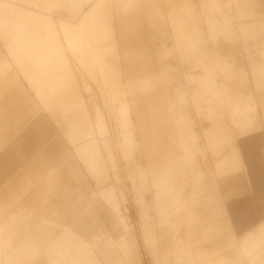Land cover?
Wrapping results in <instances>:
<instances>
[{"label":"rangeland","instance_id":"obj_1","mask_svg":"<svg viewBox=\"0 0 264 264\" xmlns=\"http://www.w3.org/2000/svg\"><path fill=\"white\" fill-rule=\"evenodd\" d=\"M45 4L47 17L37 25L47 37L40 46L67 49L71 65L66 55L59 62L69 78L73 69L79 75L85 87L80 93L90 112L93 106L99 109L97 135L107 160L104 166L98 151L90 171L106 172L108 180L96 186L83 172L94 191L111 187L107 193L113 208L110 248L128 253L133 264H251L264 257V245L253 249L250 257L241 246L219 247L209 256L205 253L209 241L202 238L204 217L194 214L195 199L205 189L200 164L213 172L208 148L217 145L224 148V160L221 168L215 167V175L224 180L225 188L231 189L233 177L244 180L239 195L226 204L248 199L264 209V191L256 189L264 186V156L261 164L256 163L263 175L260 182L255 186L248 177L256 174L252 133L259 131L257 126L263 128L258 151L264 150V0H45ZM59 18L75 22H58ZM113 22L124 29H143L141 34L148 39L146 49L142 42L137 46L144 51L139 60L142 57L143 67L156 68L152 77L138 81L129 77L125 87L120 85L112 67L118 61ZM97 32L103 35L95 39ZM0 52L8 58L1 41ZM125 57L131 62L136 56ZM56 58L48 55L50 61ZM145 67L143 75L148 73ZM20 82L31 95L22 76ZM137 98L147 106L138 135ZM219 108L222 118L216 116ZM39 116L47 129L44 139L57 132L46 111ZM151 121L157 126H147ZM210 125L223 129L218 144L215 135L203 136ZM33 128L29 124L27 133ZM158 138L161 144L152 150ZM234 142L239 152H233ZM225 249H230L228 259L223 258Z\"/></svg>","mask_w":264,"mask_h":264},{"label":"crops","instance_id":"obj_2","mask_svg":"<svg viewBox=\"0 0 264 264\" xmlns=\"http://www.w3.org/2000/svg\"><path fill=\"white\" fill-rule=\"evenodd\" d=\"M45 6V0H0V41L10 59L0 52V264H133L128 253L121 254L110 248L113 208L107 193L111 187L94 191L84 176L86 172L96 186L108 180L106 172L96 175L90 171L95 168L98 151L104 166L107 160L100 143L102 139L97 135L99 109L93 106L90 112L80 93V87L84 86L79 75L73 69V78H69L59 62V57L63 59L66 55L70 63L67 49L63 45L40 46L47 37L37 25L47 17L43 12ZM57 21L75 22L61 18ZM142 31L137 26L124 29L114 22L111 25L118 57L112 67L121 86L127 85L129 77L138 81L152 77L156 70L150 65L144 66L148 73H142L144 62L139 57L144 51H139L137 46L142 42L146 49L148 39ZM52 54H56V61L48 59ZM127 55H135V60L129 62ZM129 71L136 73L135 79H131L134 76L129 75ZM19 74L27 82L31 95L23 88ZM121 102L128 104L127 100L120 99ZM142 102L139 98L135 100L137 135L142 114L147 109ZM41 110L46 111L57 126V132H50L45 139L47 129L38 117ZM152 112L154 114V108ZM216 116L222 118V109L216 110ZM31 123L34 128L27 133L26 128ZM103 125L109 135L104 121ZM147 126H157V122L151 121ZM260 129L263 128L257 126L259 131L252 133L255 135L252 137L255 164H261L264 156V150L258 151L262 139L258 136ZM192 133L197 135L194 129ZM208 134L215 135L218 144L223 129L210 125L203 131V136ZM238 139L235 137L236 141ZM105 140L108 141L107 136ZM136 143L140 152V140ZM234 143L233 152H239L238 142ZM155 144H161L159 138L152 150H156ZM206 148L208 146L200 150ZM208 150L214 170L202 169L200 164L205 189L194 202L198 206L194 214L204 217L201 229L206 234L202 238L209 241L205 253L210 256L213 249L219 247L241 246V252L250 257L253 249L260 250L264 245V209L248 199L226 204L239 195V184L244 180L233 177L231 189L225 188L224 180L215 175V167L221 168L223 164L224 148L217 145ZM140 155L145 159L143 152ZM257 164L256 174L248 176L255 186L263 177L262 172H257L260 166ZM256 189L264 191V186H256ZM229 250H224V259H228ZM260 263H264V257L251 262Z\"/></svg>","mask_w":264,"mask_h":264},{"label":"bare ground","instance_id":"obj_3","mask_svg":"<svg viewBox=\"0 0 264 264\" xmlns=\"http://www.w3.org/2000/svg\"><path fill=\"white\" fill-rule=\"evenodd\" d=\"M75 17H76V16H75ZM98 33H99V32H97V36H96V38L94 37L95 39H97V38H99V37H101V36L103 35V34L98 35ZM97 45H98V44H97ZM85 144H86V143H85ZM85 144H83V145H85ZM81 146H82V145H81ZM220 200H221V199H220Z\"/></svg>","mask_w":264,"mask_h":264}]
</instances>
